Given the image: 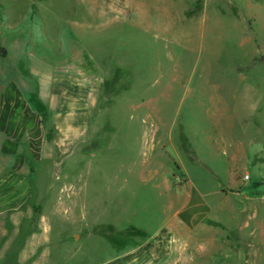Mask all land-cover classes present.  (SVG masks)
I'll use <instances>...</instances> for the list:
<instances>
[{
	"label": "rangeland",
	"instance_id": "374dc122",
	"mask_svg": "<svg viewBox=\"0 0 264 264\" xmlns=\"http://www.w3.org/2000/svg\"><path fill=\"white\" fill-rule=\"evenodd\" d=\"M2 126L0 264H264V0H0Z\"/></svg>",
	"mask_w": 264,
	"mask_h": 264
},
{
	"label": "crops",
	"instance_id": "0c3cea01",
	"mask_svg": "<svg viewBox=\"0 0 264 264\" xmlns=\"http://www.w3.org/2000/svg\"><path fill=\"white\" fill-rule=\"evenodd\" d=\"M85 116H88L85 113V111L84 113H82L80 111H77V109L70 110L69 114H67L65 117H62L61 115H56L54 116V120H53L55 131L63 139L75 140L77 138V134L80 131H83V129L85 128L86 121H87ZM78 117H82V119H79ZM4 127L2 126V128H0L1 132H4L5 135L6 134L9 135L8 141L11 142L13 139L12 138L13 131L11 129L7 130L6 127L5 128ZM15 139H16V142H21L24 139L23 130H21L20 134ZM6 148L7 147L4 145V152H6ZM161 241L162 243L164 242V240L162 239Z\"/></svg>",
	"mask_w": 264,
	"mask_h": 264
},
{
	"label": "built area",
	"instance_id": "2783aa9c",
	"mask_svg": "<svg viewBox=\"0 0 264 264\" xmlns=\"http://www.w3.org/2000/svg\"><path fill=\"white\" fill-rule=\"evenodd\" d=\"M246 178H248V176Z\"/></svg>",
	"mask_w": 264,
	"mask_h": 264
}]
</instances>
